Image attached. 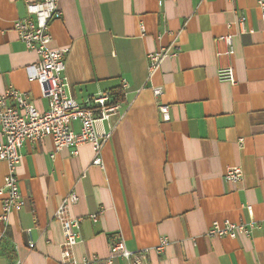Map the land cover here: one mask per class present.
<instances>
[{"label":"crops","instance_id":"1","mask_svg":"<svg viewBox=\"0 0 264 264\" xmlns=\"http://www.w3.org/2000/svg\"><path fill=\"white\" fill-rule=\"evenodd\" d=\"M34 1L0 0V95L14 87L45 111L49 101L27 72L39 56L13 26ZM59 7L52 46L68 49L69 94L85 103L123 81L129 87L120 112L97 124L100 134L112 131L102 165L93 164L90 143L75 154L56 151L51 137L25 142L17 168L24 206L7 225L0 222V264H62L55 213L71 191L79 195L72 213L83 218L79 260L131 264L109 260L113 241L137 252L166 236L165 252L152 250L150 264H264V22L257 0H59ZM227 34L235 84L219 77L227 59H217L216 39ZM173 42L178 54L149 78L148 54ZM156 86L162 95L155 96ZM160 105L169 106L168 118ZM234 166L244 173L239 182L225 179ZM6 174L0 160V188ZM225 221L256 225L236 238L208 235Z\"/></svg>","mask_w":264,"mask_h":264},{"label":"built area","instance_id":"2","mask_svg":"<svg viewBox=\"0 0 264 264\" xmlns=\"http://www.w3.org/2000/svg\"><path fill=\"white\" fill-rule=\"evenodd\" d=\"M235 1V0H230ZM261 19L264 22V0H257ZM27 16L14 22V29L26 47L35 51L39 61L27 67L29 81H36L41 88L42 95L48 99L49 108L40 111L30 100L29 95L10 87L5 94L0 95V160L7 164V174L4 178V186L0 188L2 196V211L0 222L7 225L10 216L14 212H20L24 206V199L20 191L17 168L20 164L21 149L26 141H37L44 137H51L55 144V150L72 148L78 153V147L90 143L94 149L93 164L102 165V148L111 137L112 131L99 133L98 122L109 121L113 115L121 110V102H114L112 90L90 97L85 103H79L68 92L66 77V54L68 49L52 46L53 35L52 22L62 17L59 0H40L27 2ZM245 16L240 18L243 24ZM142 35H146L147 28L144 22L140 24ZM218 48L217 59H227L225 65L219 66V77L233 84L236 83L235 71L232 64L234 55L233 35L227 34L216 39ZM223 44L221 48L219 44ZM178 47L174 44L164 46L148 54V71L151 78L159 70L163 60L167 56H176ZM129 85L122 82L121 89L126 93ZM155 96L163 94V87L152 88ZM8 98L14 100L10 105ZM160 112L168 118L169 106L160 105ZM76 124L79 128H76ZM244 173L241 167H228L225 171V179L239 182ZM79 201L76 191H71L64 197L58 206L55 218L61 224L64 240L61 244L62 264H95L97 256L83 257L79 260L75 255V246L82 240V217H75L72 207ZM250 209V207H249ZM251 210V209H250ZM100 210L90 214L93 221H98ZM255 223H233L225 221L223 224L214 225L208 231L209 236H227L236 238L240 233L249 235L255 227ZM4 226V225H3ZM5 227V226H4ZM1 233H4L5 229ZM29 246H34L32 229L26 230ZM169 244L166 236L160 238L159 243L151 248L141 251H131L127 248L123 239H117L110 245V257H123L131 264H150L148 255L153 250L157 254H163ZM15 264H25L18 259Z\"/></svg>","mask_w":264,"mask_h":264},{"label":"trees","instance_id":"3","mask_svg":"<svg viewBox=\"0 0 264 264\" xmlns=\"http://www.w3.org/2000/svg\"><path fill=\"white\" fill-rule=\"evenodd\" d=\"M112 93L114 102H121L124 100V92L121 88L113 89Z\"/></svg>","mask_w":264,"mask_h":264}]
</instances>
